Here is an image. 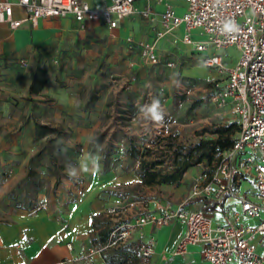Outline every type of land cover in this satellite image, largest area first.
Wrapping results in <instances>:
<instances>
[{
  "label": "rangeland",
  "instance_id": "1",
  "mask_svg": "<svg viewBox=\"0 0 264 264\" xmlns=\"http://www.w3.org/2000/svg\"><path fill=\"white\" fill-rule=\"evenodd\" d=\"M139 27L146 41L151 42L152 28L143 22ZM199 33L200 30L193 31V38L205 40ZM157 48L160 62L148 64L139 50L129 48L124 37L105 29L67 46V56L59 53L53 58L10 63L0 59V222L9 221L10 213L18 209H45L62 203L63 196L90 179L80 171L78 178H69L66 166L71 164L79 170L80 155L92 147L102 173H129L140 180L125 182L112 191L122 199L118 205L120 213L95 219L103 231L108 224L115 230L130 221L129 209L137 215L136 212L162 202L182 203L187 199L190 188L184 182L185 176L179 184L149 186L143 183L140 173L144 168L160 174L172 172L200 141L216 139L220 129L238 122L213 101L221 76L205 65L204 58L209 53L196 52L180 41L163 37ZM218 54L228 65L240 58L234 46ZM169 62L175 66L170 67ZM43 79L44 88L39 93L32 92L35 80ZM153 98L161 101L163 122L146 120L139 114V108ZM55 105L62 108L61 115L66 118L55 116ZM12 115L20 119L33 115L42 124L60 131L56 137H50L57 141L32 164H22V158H15L12 164L3 163V129L15 124L8 121ZM89 126L94 127L89 143H77L76 137ZM46 143L45 139L35 138L33 147L38 152ZM60 143L67 148L62 154ZM219 163L204 161L213 169ZM197 174L198 169L194 168L188 178ZM251 188V180H244L240 191ZM190 202L193 201L186 204ZM123 211L129 216L127 219ZM126 240L110 234L106 245L112 247L104 250L110 263L141 261V251L126 245Z\"/></svg>",
  "mask_w": 264,
  "mask_h": 264
},
{
  "label": "built area",
  "instance_id": "2",
  "mask_svg": "<svg viewBox=\"0 0 264 264\" xmlns=\"http://www.w3.org/2000/svg\"><path fill=\"white\" fill-rule=\"evenodd\" d=\"M141 1L147 2L143 8L138 5ZM150 1L111 0L94 8L87 0H4L0 1V23L15 31L25 22L36 25L42 18L71 15L79 23V29L86 32L89 22L100 21L115 29L123 19L138 14L152 20L158 18L163 28L154 42L133 36L126 39L129 48L139 50L146 63L160 62L157 42L166 34L196 52L209 53L204 58L205 65L221 76L213 101L238 122L233 147L223 154L214 169L205 164L195 167L198 174L190 178L189 195L184 202L176 206L162 202L146 209L134 222L115 229L112 236L131 239L136 235L142 258L148 259L155 253L156 240L147 237L144 228H162L179 222L186 231L175 254H185L189 246L201 245L209 264H263L264 0H166L162 13L155 12ZM173 2L185 4L184 14L177 13ZM16 5L26 12L25 19L14 18ZM229 23L238 30L226 31L225 25ZM181 28L182 33H176ZM195 30H200L199 35L205 40H195L192 36ZM233 46L239 50L240 58L228 65L218 52ZM168 65L175 66L172 62ZM244 180H251L253 193L239 192L238 184ZM195 200H202V206L189 208L186 203ZM107 213L118 214V208L113 207ZM247 219L257 223L249 224L245 222ZM67 247L72 250L71 244ZM102 250L91 248L88 254L100 255Z\"/></svg>",
  "mask_w": 264,
  "mask_h": 264
},
{
  "label": "crops",
  "instance_id": "3",
  "mask_svg": "<svg viewBox=\"0 0 264 264\" xmlns=\"http://www.w3.org/2000/svg\"><path fill=\"white\" fill-rule=\"evenodd\" d=\"M87 1L94 8L111 2V0ZM146 4V1L138 3L140 8L145 7ZM150 4L157 13L164 12L167 6L166 0L162 3L151 0ZM172 5L179 15L184 14L186 8L183 2H173ZM14 18L25 19L24 9L17 5L14 6ZM142 22L152 28L149 30V34L153 37L151 42L157 40L158 33L163 31L160 20L158 18L148 19L138 14L123 19L115 29H110L100 21L89 22L86 32L79 29V23L71 15L64 18H42L36 25L25 22L15 31L11 30L7 24L0 23V59L10 63L19 60L28 62L39 58H53L59 53L67 56V46L81 42L87 34H101L105 29L118 33L119 36L124 37V40L129 36L137 40H146L139 27ZM182 31L183 28L176 33L181 34ZM163 39L178 41L171 34L164 35ZM53 107L56 109L55 116H60L62 108L58 105ZM35 108L38 109V106L35 105ZM61 117L66 118L62 115ZM8 121L15 124L3 129L2 138L6 136L3 142L5 147L1 149V151L5 150L2 157L3 163L12 164L15 158H22V164H28L37 152V148L33 147V142L36 138V122L40 121L33 115L21 119L19 116L12 115ZM89 127L83 129V132L76 137L77 143L84 144L86 140L89 143L92 137L91 131L94 130V127ZM85 150L79 157V171L90 176L88 181L73 188L72 193L68 192L67 196H63L62 203L55 207L18 209L10 213L9 221L0 222V264H113L109 263L107 252L104 251L112 245H106L101 241L100 234L103 227H94L95 219L101 215L109 217L108 210L119 207L122 199L118 196L119 193L118 195L112 193L117 186L125 182L140 180L137 175L129 173H102L93 147ZM184 182L190 183L188 174L185 175ZM242 182L238 184L240 193H242L240 191ZM248 191L250 194L253 193L254 187L252 186ZM171 204L176 206L180 203ZM202 204V200H195L190 202L188 207L196 208ZM122 213L125 215L124 211ZM129 213L130 221L123 223L122 226L134 222L139 214L136 212L137 215H134L131 209ZM125 217L127 219L129 216L125 215ZM111 219L116 220L113 217ZM218 219L223 220L219 215ZM245 222L257 223L252 219H247ZM144 231L147 237L155 238V253L148 259L142 258L141 254V261L135 264H209L202 254L201 245L189 246L188 252L182 255L174 253L179 240L186 231L183 224L172 222L162 228L146 226ZM136 238L137 236L133 235L131 239H127L126 245L135 246L140 250ZM93 240H95V245H93ZM68 244L72 245V250L67 247ZM91 248H102L103 250L100 255L89 256L88 252ZM261 251L264 254V248ZM131 259L128 258V263Z\"/></svg>",
  "mask_w": 264,
  "mask_h": 264
},
{
  "label": "trees",
  "instance_id": "4",
  "mask_svg": "<svg viewBox=\"0 0 264 264\" xmlns=\"http://www.w3.org/2000/svg\"><path fill=\"white\" fill-rule=\"evenodd\" d=\"M45 82V79L40 82L35 80L31 87L32 92L39 93L44 88ZM236 132L238 133V124H233L220 129L216 139L200 141L190 152L184 155L182 164L177 166L176 169L170 173L160 174L157 170L144 168L140 173L143 183L149 186L155 184H179L187 172L200 164H204V161H208L209 163L217 161V163H219L223 154L233 147L237 136ZM59 133L60 131L55 127L36 122V140L41 141L45 139L47 143L31 158V164L36 157L41 156L44 151L49 149L50 144L57 141L56 138L50 137H56ZM65 149H67L65 145L60 143L59 153L62 154ZM59 183L60 177H57L56 185ZM94 227H97V225L94 224ZM107 227L108 229L102 231L100 234V239L103 243L108 242L110 234L114 231V228L111 227L110 224H108Z\"/></svg>",
  "mask_w": 264,
  "mask_h": 264
},
{
  "label": "clouds",
  "instance_id": "5",
  "mask_svg": "<svg viewBox=\"0 0 264 264\" xmlns=\"http://www.w3.org/2000/svg\"><path fill=\"white\" fill-rule=\"evenodd\" d=\"M225 30L228 32L237 31L238 28L235 24L229 23L225 25ZM139 114L143 119L151 120L154 122H163L164 120V111L162 109L161 101L158 98H153L150 103L144 104L139 108ZM98 166V165H97ZM85 171L87 168L85 167ZM69 178H78V168L71 164L66 166L65 169Z\"/></svg>",
  "mask_w": 264,
  "mask_h": 264
}]
</instances>
